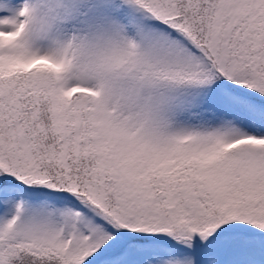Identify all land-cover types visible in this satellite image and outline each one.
<instances>
[{
	"label": "snow or ice",
	"instance_id": "1",
	"mask_svg": "<svg viewBox=\"0 0 264 264\" xmlns=\"http://www.w3.org/2000/svg\"><path fill=\"white\" fill-rule=\"evenodd\" d=\"M0 264H264V0H0Z\"/></svg>",
	"mask_w": 264,
	"mask_h": 264
}]
</instances>
